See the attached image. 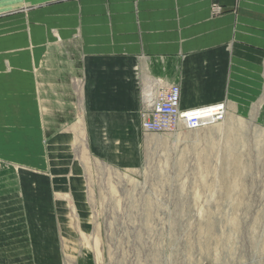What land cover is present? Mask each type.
Masks as SVG:
<instances>
[{"label":"crops","instance_id":"crops-1","mask_svg":"<svg viewBox=\"0 0 264 264\" xmlns=\"http://www.w3.org/2000/svg\"><path fill=\"white\" fill-rule=\"evenodd\" d=\"M217 5L213 0H0V161H44L60 167V177L68 176L61 167L73 159L72 128L45 140L39 116V108H51L53 96L65 98V105L76 98L85 129L109 130L113 138L101 140L93 131L89 144L123 149L141 136V90L150 82L178 84L183 109L225 102L228 115L264 120V0H217ZM59 50H70L64 61L72 68L70 76L60 73L52 82ZM79 78L82 84H74ZM3 173L0 264L5 239L18 241L32 232L51 253L53 241L68 248L76 239L74 226L84 230L91 224L79 167L72 168L69 185L66 179L54 189L57 174L24 169L13 175L24 177V184L11 190L16 193L11 201L4 197L9 187Z\"/></svg>","mask_w":264,"mask_h":264},{"label":"rangeland","instance_id":"rangeland-1","mask_svg":"<svg viewBox=\"0 0 264 264\" xmlns=\"http://www.w3.org/2000/svg\"><path fill=\"white\" fill-rule=\"evenodd\" d=\"M69 52L55 55L52 82L60 73L70 76L72 66L64 61ZM73 82L82 84L80 78ZM50 100L51 108H39L45 140L67 128L74 136L73 159L61 167L68 176L60 177V167L44 161L5 157L0 161L9 187L4 197L11 201L14 187L24 184V177L13 176L24 169H57L51 173L57 174L54 189L66 179L69 185L72 168L79 167L91 224L84 230L74 226L76 239L68 248L53 241L51 253L32 232L18 241L5 239L3 264H264V120L227 113L223 122L197 130L142 128L135 143L123 149L89 144L93 131L101 140L113 138L109 130L85 129L84 108L76 98L69 97L67 105L59 96Z\"/></svg>","mask_w":264,"mask_h":264},{"label":"built area","instance_id":"built-area-1","mask_svg":"<svg viewBox=\"0 0 264 264\" xmlns=\"http://www.w3.org/2000/svg\"><path fill=\"white\" fill-rule=\"evenodd\" d=\"M213 6L218 7L217 0ZM141 125L146 132L171 131L179 126L197 130L223 122L228 113L225 102L181 108V89L178 84L147 83L141 92Z\"/></svg>","mask_w":264,"mask_h":264}]
</instances>
